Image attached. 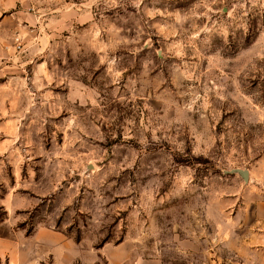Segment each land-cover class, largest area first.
I'll list each match as a JSON object with an SVG mask.
<instances>
[{
	"label": "rangeland",
	"instance_id": "obj_1",
	"mask_svg": "<svg viewBox=\"0 0 264 264\" xmlns=\"http://www.w3.org/2000/svg\"><path fill=\"white\" fill-rule=\"evenodd\" d=\"M18 5L49 72L0 74V257L49 227L116 264H264V0Z\"/></svg>",
	"mask_w": 264,
	"mask_h": 264
},
{
	"label": "crops",
	"instance_id": "obj_2",
	"mask_svg": "<svg viewBox=\"0 0 264 264\" xmlns=\"http://www.w3.org/2000/svg\"><path fill=\"white\" fill-rule=\"evenodd\" d=\"M9 1L0 0V60H6L7 65V70L3 69V71H1L0 69V74L4 75L10 73L12 77L11 81H7L5 87L3 86L6 90L13 89L14 86L18 88V85L20 84V81L18 80L25 79V71H27V67L30 68L33 79L36 81L42 80L45 72H49L48 66L43 62H35L36 57L34 50L37 52V47L34 45L33 49L27 53L25 49L26 46H24L25 44L23 45V38L21 37L22 32L24 33L23 36L25 37V40L28 41L29 44L31 41H33L31 43H35V39L38 37L34 33L36 32L34 25L37 24L32 23L34 20L21 10V7L18 5L20 0ZM6 7H13L14 9L11 8L10 14H6ZM24 19L29 21H24ZM10 21L12 22L13 28L6 31L5 25ZM3 30L6 31V33H3ZM28 30L30 31L27 32ZM16 37L20 38L22 48L17 52H11L7 44L10 42L15 44ZM27 77L29 76L27 75ZM39 230H43L41 232L43 237L38 246V248H40L38 251V257L29 258L28 260L26 255L22 258L18 252L11 254V252L7 250L3 253V258H9L16 264H35V262L41 263L43 260L50 264H96L100 255L104 254L109 259V263L116 264V261H113L105 250L106 247L99 252L95 250L92 245H84L83 242L75 239L64 229L40 227L34 232H39ZM36 251L37 250H33L31 253H35ZM3 258L0 257V261Z\"/></svg>",
	"mask_w": 264,
	"mask_h": 264
},
{
	"label": "water",
	"instance_id": "obj_3",
	"mask_svg": "<svg viewBox=\"0 0 264 264\" xmlns=\"http://www.w3.org/2000/svg\"><path fill=\"white\" fill-rule=\"evenodd\" d=\"M228 173H237L238 175H240L243 180L245 182H248L249 181V178H250V170L248 168H240V167H237V168H234V169H231L229 171H227Z\"/></svg>",
	"mask_w": 264,
	"mask_h": 264
},
{
	"label": "built area",
	"instance_id": "obj_4",
	"mask_svg": "<svg viewBox=\"0 0 264 264\" xmlns=\"http://www.w3.org/2000/svg\"><path fill=\"white\" fill-rule=\"evenodd\" d=\"M15 46H16L17 50L22 48L21 40L19 37L15 38Z\"/></svg>",
	"mask_w": 264,
	"mask_h": 264
}]
</instances>
